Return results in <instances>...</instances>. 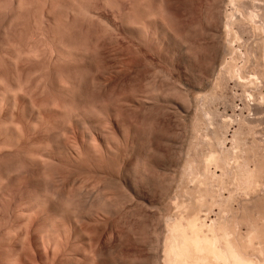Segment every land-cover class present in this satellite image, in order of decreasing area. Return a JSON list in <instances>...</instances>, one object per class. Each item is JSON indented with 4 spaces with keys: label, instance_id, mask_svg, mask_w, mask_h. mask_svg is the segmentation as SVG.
<instances>
[{
    "label": "rangeland",
    "instance_id": "374dc122",
    "mask_svg": "<svg viewBox=\"0 0 264 264\" xmlns=\"http://www.w3.org/2000/svg\"><path fill=\"white\" fill-rule=\"evenodd\" d=\"M53 1L20 0L21 4L19 0H0V264H9L20 249L21 264H91V256L96 257L94 264H169V260L165 262L168 225L192 213V209L199 211L198 207L201 220L207 225L212 220H223L226 215L230 226L239 225L240 234L245 237L255 224L258 231L264 230V38L260 33L264 36V27L261 29L264 12L262 18H256L260 20H256V26H252L255 22L245 26L253 27L255 33L250 27L251 33L248 28L249 32L246 29L243 34L245 28L242 26L241 30V24H233L235 37L230 35L233 47L227 51L221 20L224 22L227 8L229 12L233 9L228 0H222L223 5L217 0V4L215 0H163L166 10L172 7L178 15L167 12L165 16L179 18L178 22L177 18L169 22L171 16L167 17L171 25L178 23L174 24L176 30L171 26L172 30L180 31L177 38L174 31L175 36H163L154 25L146 26L140 36H132L125 30L127 18L133 19L135 14L139 15L136 20H140L147 8L155 11V0ZM62 1L70 8L78 6L75 9L79 13L66 12ZM207 1L215 5L213 9L221 5V17L219 8L210 16L211 4L207 5ZM52 5L54 8L50 9ZM83 9L89 10L90 15ZM242 13L235 18H245ZM210 17L215 20L218 17L217 27L211 26L215 21ZM69 47L81 52L78 57L65 54L63 50ZM14 57L18 60L14 61ZM229 66L235 69L231 75L227 73ZM156 86L167 94H158ZM79 87H88L90 96L100 101V106L91 108V115L83 125L75 120L64 122L60 115L65 108L67 114L82 105ZM144 95L150 98L146 97L149 100L143 103ZM113 104L123 113L126 111L124 116L134 126L122 132L116 128L109 112ZM4 126L11 127L14 134L3 132ZM96 128L104 130L109 142L107 149L102 146ZM87 132L92 134L96 147L93 152L88 151L85 143L83 135ZM96 179L99 188L93 187ZM43 185L55 188L53 198L63 201L64 212L57 213L49 203L42 206L32 203ZM100 188L105 192L96 196L106 197L108 203L103 200L106 210L104 204L101 208V198L92 199V192ZM98 204L100 210L108 211L98 212ZM69 206L73 212L68 214ZM49 227L52 230L47 232ZM261 235L264 238V233L259 238ZM263 238L254 239L249 252L255 261L264 264V254L260 253L264 249ZM48 256L51 261H47Z\"/></svg>",
    "mask_w": 264,
    "mask_h": 264
},
{
    "label": "bare ground",
    "instance_id": "6f19581e",
    "mask_svg": "<svg viewBox=\"0 0 264 264\" xmlns=\"http://www.w3.org/2000/svg\"><path fill=\"white\" fill-rule=\"evenodd\" d=\"M22 1V0H21ZM45 1V0H44ZM53 1V0H52ZM60 1V0H59ZM84 1V0H83ZM104 1V0H103ZM141 1V0H140ZM156 1V10L154 11V9H148L147 8V10H145L146 11V13H145V11L143 12V10L141 11L142 12V14H144V15H142V17L140 18V20H136V17H138L139 15H137L136 17H135V14H134V20L131 18V17H133V16H131V17H129V14H128V17L129 18H127V19H125V20H127L126 21V23H125V25H124V27H125V30L127 31V32H129L130 34H132V36L133 35H135V36H140L141 35V33H142V30H147L146 29V26H148V25H154V27H157V28H159L160 30H161V33H162V35L163 36H169V37H172L173 35L175 36V34L177 33H179L178 32V30H177V32L176 31H174V30H172V28H171V26L173 25L174 26V24H176V22H178V19L179 18H177V20H176V18L175 17H172V15L173 16H176L177 14H176V11L173 9H169V10H166V6H165V4L163 5V0H155ZM210 1V0H209ZM209 1H207V2H209ZM218 2H219V4L221 3V1L222 0H217ZM217 1L215 0V2H216V4H217ZM19 2H20V0H19ZM35 2V1H34ZM64 2H65V0H64ZM63 1L61 2V4L62 3H64ZM80 2H81V0H80ZM79 2V3H80ZM86 2V1H85ZM97 2V1H96ZM101 2V1H100ZM109 2V1H108ZM107 2V3H108ZM113 2V1H112ZM146 2V1H145ZM165 2V1H164ZM190 2H193V1H190ZM223 2H225L224 0H223ZM4 3V2H3ZM21 3V2H20ZM52 3H54V1L52 2ZM51 3V4H52ZM75 3H77V2H75ZM123 3V2H122ZM170 3V2H169ZM227 3L229 4V5H231V7L233 8H231L232 9V11H230L229 12V10H228V8H227V12H229V14H227V12H226V14H225V17H224V22H223V19L221 20L222 21V23H223V27L224 28H222V29H224V44H225V48H227L226 50L228 51H231V49H230V47H233V45H231V42L234 40L233 39V37H231L232 38V40L230 39V35L231 36H234L235 37V35H233V33H235V30L232 28V27H234L233 26V24L235 25L236 23H238V25H240L241 24V27H239V28H242L241 30H244V28H245V26H246V24H249V22H251V23H253V22H255V24H252V26L254 27V26H256V20H258V19H256L257 17H259L260 16V18H262V16H261V14L264 12V0H228L227 1ZM227 3H225L224 5L226 6V4ZM22 4V3H21ZM20 4V5H21ZM34 4V3H33ZM47 4V3H46ZM56 4V3H55ZM65 4V3H64ZM66 4H70V6H71V2H67ZM73 4V3H72ZM78 4V3H77ZM77 4H76V6H77ZM83 4V3H82ZM136 5H137V3H135ZM173 5H174V3H172ZM209 4H213V3H211V2H209L207 5H209ZM222 4V3H221ZM227 4V5H228ZM17 5H19V4H17ZM31 5V4H30ZM29 5V6H30ZM54 5V4H53ZM52 5V6H53ZM57 5V4H56ZM60 5V4H59ZM58 5V6H59ZM63 5V4H62ZM80 5V4H79ZM85 5V4H84ZM111 5H113V4H111ZM117 5V4H116ZM141 5V4H140ZM139 5V6H140ZM193 5H194V3H193ZM209 6L208 8L210 9V10H208V11H210L209 12V14H210V16L212 15V14H214V12H216V11H218V10H214V9H218L219 8V14H220V17H221V5L217 8H214L213 9V7H215V5L213 6ZM223 5V4H222ZM106 6H108V5H106ZM141 6H143V5H141ZM140 6V7H141ZM149 6H151L150 4H149ZM171 6V5H170ZM217 6V5H216ZM225 6H224V8H223V10H225L226 11V9H225ZM23 7V6H22ZM21 7V8H22ZM25 7V6H24ZM56 7V6H55ZM63 7H67V5L66 6H64L63 5ZM69 7V6H68ZM68 7L66 8V10H68V11H66V12H70L71 14H73L74 12L76 13L78 10L77 9H75V8H77V7H69L70 8V10L68 9ZM82 8H83V6H81ZM86 7V6H85ZM90 7V6H89ZM95 7V6H94ZM93 7V8H94ZM98 7V6H97ZM117 7V6H116ZM133 7H135V6H133ZM144 7V6H143ZM152 7H153V5H152ZM165 7V8H164ZM200 7V6H199ZM210 7H212V9L210 8ZM226 7H228V6H226ZM7 8V7H6ZM54 8V6L52 7V8H50V9H53ZM58 8V7H57ZM56 8V9H57ZM79 8V7H78ZM135 8H137V7H135ZM174 8V7H173ZM0 9H2V8H0ZM49 9V11H51ZM92 9V8H91ZM98 9V8H97ZM111 9V8H110ZM139 9V8H138ZM142 9V8H141ZM168 9V8H167ZM176 9V8H175ZM230 9V8H229ZM32 10V9H31ZM84 11H85V9H83ZM113 10V9H112ZM115 10V9H114ZM154 11V12H149V11ZM207 10V9H206ZM214 10V11H213ZM11 11V10H10ZM30 11V10H29ZM33 11V10H32ZM48 11V10H47ZM48 11V12H49ZM118 11H120V9L118 10ZM208 11H206V12H208ZM213 11V12H212ZM31 12V11H30ZM55 12H56V10H55ZM65 12V13H66ZM107 12V11H106ZM137 11L135 10V13H136ZM148 12V13H147ZM167 12H169V13H171L170 14V16H171V18H168V19H170V20H168L167 19V17H170L169 16V14H168V16L167 17H165L167 14ZM212 12V13H211ZM223 12V11H222ZM240 12V15H241V13L243 14V16H245V18L244 17H240V18H242L241 20H240V18L238 17V20L235 18V15H238L237 13H239ZM20 13V12H19ZM54 13V12H53ZM79 13V11L76 13V14H78ZM82 13H83V11H82ZM82 13H81V16H82ZM85 13L86 14H88V15H90V13L91 12H89V10L86 12L85 11ZM84 13V14H85ZM93 13V12H92ZM125 13V12H124ZM130 13V12H129ZM202 13V12H201ZM11 14V13H10ZM21 14V13H20ZM37 14V13H36ZM41 14V13H40ZM49 14V13H48ZM64 14V13H63ZM70 14V15H71ZM76 14H73V15H76ZM139 14H140V11H139ZM174 14H176V15H174ZM178 14H179V11H178ZM208 14V15H209ZM218 13H216V15H217ZM223 14V13H222ZM56 15V14H55ZM68 16H69V14H67ZM80 15V14H79ZM94 15V14H93ZM97 15V14H96ZM95 15V16H96ZM206 15H207V13H206ZM207 15V22H209L210 20H208V16ZM263 15V14H262ZM16 16V15H15ZM44 16V15H43ZM61 16V15H60ZM81 16H78V17H81ZM85 16V15H84ZM178 16V15H177ZM213 16H215V15H213ZM66 17V16H65ZM83 17V16H82ZM90 17V16H89ZM186 17H187V15H186ZM206 17V16H205ZM216 17V16H215ZM215 17H210L212 20L215 18ZM219 17V18H220ZM263 17H264V15H263ZM55 18V17H54ZM73 18V17H72ZM99 18V17H98ZM97 18V19H98ZM139 18V17H138ZM173 18H175V19H173ZM191 18V17H190ZM25 19V18H24ZM67 19V18H66ZM87 19H88V17H87ZM92 18L90 17V20H91ZM103 19V18H102ZM56 20H57V18H56ZM59 20V19H58ZM62 20V19H61ZM79 20H80V18H79ZM85 20V19H84ZM95 20V19H94ZM93 20V21H94ZM116 20V19H115ZM170 22H172L173 20L175 21L176 20V22L174 23H172V25L168 22V21ZM216 20L218 21L219 19H218V17L216 18ZM215 19L213 20V22L214 23H212V21L210 22V23H212V25L211 24H208V25H211V26H213V25H215L216 26V24H217V21H216ZM54 21V20H53ZM82 21V20H81ZM80 21V22H81ZM88 21V20H87ZM101 21V20H100ZM103 21V20H102ZM119 21V20H118ZM195 21V20H194ZM199 21V20H198ZM220 21V22H221ZM247 21V22H246ZM258 21H260V20H258ZM257 21V22H258ZM262 21V20H261ZM12 22V21H11ZM38 22V21H37ZM84 22V21H83ZM9 23V22H8ZM39 23V22H38ZM43 23V22H42ZM102 23V22H101ZM103 23H104V21H103ZM191 23V22H190ZM250 23V24H251ZM36 24V23H35ZM52 24V23H51ZM86 24H87V22H86ZM178 24V23H177ZM176 24V25H177ZM200 24V23H199ZM260 24H261V22H260ZM264 24V23H263ZM262 24V25H263ZM37 25V24H36ZM62 25V24H61ZM71 25V24H70ZM75 25V24H74ZM176 25L174 26L175 27V30H176ZM191 25V24H190ZM237 25V26H238ZM258 25H259V22H258ZM261 25V26H262ZM58 26V25H57ZM60 26V25H59ZM64 26V25H63ZM62 26V27H63ZM93 26V25H92ZM144 26V27H143ZM178 26V25H177ZM182 26V25H181ZM193 26V25H192ZM211 26H209V27H211ZM220 26H221V24H220ZM244 28H243V27ZM249 26V25H248ZM55 27V26H54ZM89 27V26H88ZM106 27H107V25H106ZM123 27V28H124ZM217 27V26H216ZM247 27V26H246ZM251 26H249L248 28H250ZM253 27H251L252 28V31H253ZM263 27H264V25L262 26V28L261 29H263ZM48 28H50V27H48ZM93 28V27H92ZM96 28V27H95ZM111 28V27H110ZM115 28V27H114ZM143 28V29H142ZM145 28V29H144ZM151 28V27H150ZM200 28V27H199ZM218 28H219V31H220V27L218 26ZM217 28V29H218ZM233 29V31L234 32H231L232 31V29ZM235 28V27H234ZM248 28H245V31H243V34H244V32H246V29H247V32H249V33H251V28L249 29V31H248ZM256 28V27H255ZM254 28V29H255ZM257 28H259L258 26H257ZM54 29V28H53ZM77 29V28H76ZM108 29H109V27H108ZM112 29V28H111ZM174 29V28H173ZM211 29V28H210ZM60 30V29H59ZM66 30V29H65ZM113 30V29H112ZM115 30V29H114ZM203 30V29H202ZM260 30V29H259ZM52 31V30H51ZM105 31V30H104ZM125 31V32H126ZM144 31H143V34H144ZM150 31H151V29H150ZM153 31V30H152ZM175 32V34H174V32ZM204 31H206V29L204 30ZM208 31V30H207ZM223 31V30H222ZM257 31V30H256ZM255 31V32H256ZM49 32V31H48ZM54 32V31H53ZM59 32V31H58ZM64 32V31H63ZM68 32V31H67ZM90 32V31H89ZM99 32V31H98ZM148 32V31H147ZM212 32V31H211ZM238 32V31H237ZM246 32V33H247ZM254 32V31H253ZM254 32V33H255ZM259 32V31H258ZM257 32V34H260L261 33V36L264 38V36L262 35V31L260 32V33H258ZM23 33V32H22ZM57 33V32H56ZM97 33V32H96ZM103 33V32H102ZM107 33V32H106ZM187 33V32H186ZM213 33H215V32H213ZM248 33V34H249ZM70 34V33H69ZM95 34V33H94ZM148 35H149V33H147ZM176 34V38L179 36V35H177ZM188 34V33H187ZM218 34H220V33H218ZM51 35V34H50ZM145 35H146V33H145ZM144 35V36H145ZM189 35H191V33L189 34ZM193 35V34H192ZM211 35V34H210ZM216 34H214L213 36L214 37H216V38H218L217 37V35L215 36ZM223 35H220V36H223ZM239 35V34H238ZM250 35V34H249ZM3 36V35H2ZM70 36V35H69ZM99 36V35H98ZM106 36V35H105ZM112 36V35H111ZM154 36V35H153ZM213 36H212V38H213ZM219 36V37H220ZM252 36V35H251ZM250 36V37H251ZM254 36H255V34H254ZM90 37H91V35H90ZM149 37V36H148ZM7 38V37H6ZM9 38V37H8ZM21 38V37H20ZM24 38V37H23ZM55 38V37H54ZM69 38V37H68ZM85 38V37H84ZM83 38V39H84ZM92 38V37H91ZM136 38V37H135ZM141 38V37H140ZM191 38V37H190ZM211 38V39H212ZM215 38V39H216ZM259 38V37H258ZM14 39V38H13ZM142 39V38H141ZM214 39V38H213ZM214 39V40H215ZM219 39V38H218ZM217 39V40H218ZM221 39H222V37H221ZM221 39H220V41H221ZM236 39V38H235ZM239 39V38H238ZM7 40V39H6ZM61 40V39H60ZM114 40V39H113ZM147 40V39H146ZM177 40V39H176ZM192 40V39H191ZM25 41V40H24ZM62 41V40H61ZM125 41V40H124ZM157 41H158V38H157ZM160 41V40H159ZM175 41V40H174ZM219 41V42H220ZM248 41V40H247ZM250 41V40H249ZM67 42V41H66ZM89 42V41H88ZM94 42V41H93ZM138 42V41H137ZM211 42V41H210ZM222 42V41H221ZM255 42V41H254ZM263 42V41H262ZM65 43V42H64ZM117 43V42H116ZM214 44H215V42H213ZM222 43V44H223ZM234 43V42H233ZM239 43V42H238ZM10 44H12V43H10ZM59 44H61V43H59ZM210 44V43H209ZM219 44V43H218ZM221 44V43H220ZM243 44V43H242ZM89 45V44H88ZM192 45V44H191ZM207 45V44H206ZM256 45V44H255ZM264 45V44H263ZM72 46V45H71ZM107 46V45H106ZM134 46V45H133ZM222 46V45H221ZM252 46V45H251ZM9 47V46H8ZM12 47V46H11ZM20 47V46H19ZM61 47H62V45H61ZM65 47H67V46H65ZM84 47V46H83ZM214 47V46H213ZM218 47V46H217ZM223 47V46H222ZM221 47V48H222ZM30 48V47H29ZM101 48V47H100ZM212 48V47H211ZM215 48V47H214ZM229 48V49H228ZM235 48V47H234ZM234 48H233V50H234ZM242 48V47H241ZM75 49V48H74ZM74 49H72V48H65V50H63V51H65V54L67 55L68 54V56H71V57H73L74 55L76 56V57H78V54L79 53H81V52H79L78 51V53L74 50ZM89 49V48H88ZM87 50V49H86ZM215 50V49H214ZM223 51H224V49H222ZM225 50V51H226ZM251 50V49H250ZM34 51V50H33ZM226 51V54H229V52H227ZM239 51V50H238ZM15 52V51H14ZM27 52V51H26ZM31 52V51H30ZM17 53V52H16ZM15 53V54H16ZM250 53V52H249ZM4 54V53H3ZM33 54V53H32ZM31 54V55H32ZM85 54H86V52H85ZM88 54V53H87ZM225 54V53H224ZM242 54V53H241ZM27 55V54H26ZM218 55V54H217ZM8 56V55H7ZM13 56V55H12ZM67 56V57H68ZM198 56V55H197ZM243 56V55H242ZM16 57V56H15ZM14 57V58H15ZM17 57H19V56H17ZM16 57V58H17ZM70 57V58H71ZM92 57V56H91ZM220 57V56H219ZM241 57V56H240ZM263 57H264V52H263ZM12 58V57H11ZM15 58V60L14 61H16V60H18V59H16ZM224 58V57H223ZM222 58V59H223ZM66 59V58H65ZM96 59V58H95ZM215 59V58H214ZM244 59V58H243ZM93 60V59H92ZM151 60V59H150ZM225 60V59H224ZM255 60V59H254ZM262 60V59H261ZM264 60V59H263ZM217 61V60H216ZM227 61V60H226ZM237 61V60H236ZM13 62V61H12ZM212 62V61H211ZM259 62V61H258ZM16 63V62H15ZM226 63V62H225ZM253 63V62H252ZM260 63V62H259ZM66 64V63H65ZM97 64V63H96ZM102 64V63H101ZM224 64V63H223ZM100 65V64H99ZM118 65V64H117ZM216 66V65H215ZM105 67V66H104ZM108 67V66H107ZM106 67V68H107ZM111 67V66H110ZM222 67H223V65H222ZM221 67V68H222ZM230 67V66H229ZM227 68V73H229L230 75H231V73L232 72H234L235 71V69L231 66L230 68ZM113 68V67H112ZM220 68V69H221ZM237 68V67H236ZM83 69V68H82ZM109 69V68H108ZM145 69V68H144ZM216 69H217V66H216ZM216 69H215V73L217 72L216 71ZM62 70V69H61ZM118 70V69H117ZM98 71V70H97ZM113 71V70H112ZM222 71H223V69H222ZM69 72V71H68ZM221 72V71H220ZM157 73L159 74V71H157ZM213 73V72H212ZM211 73V74H212ZM225 73H226V71H225ZM225 73H224V75H225ZM227 73H226V75H227ZM146 74V73H145ZM220 74H222V73H220ZM161 75V74H160ZM215 76H216V74H214ZM223 75V76H224ZM150 76V75H149ZM247 76V75H246ZM80 77V76H79ZM94 77V76H93ZM162 77V76H161ZM235 77V76H234ZM137 78V77H136ZM201 78V77H200ZM221 78V77H220ZM151 79H153V78H151ZM161 79H163V78H161ZM170 79V78H169ZM211 79V78H210ZM229 79V78H228ZM74 80V79H73ZM209 80V79H208ZM214 80V79H213ZM241 80V79H240ZM76 81V80H75ZM84 81V80H83ZM89 81V80H88ZM157 81V80H156ZM210 81V80H209ZM90 82V81H89ZM150 82H151V80H150ZM212 82V81H211ZM255 82V81H254ZM112 83V82H111ZM164 83H166V82H164ZM208 83V82H207ZM82 84V83H81ZM87 85H88V83H86ZM91 84V83H90ZM180 84V83H179ZM209 85H210V83H208ZM221 84V83H220ZM245 84V83H244ZM64 85V84H63ZM73 85V84H72ZM155 85H157V84H154V86ZM201 85V84H200ZM77 86V85H76ZM75 86V88H77ZM171 86H173V85H171ZM183 86V85H182ZM212 86V85H211ZM83 87V86H82ZM89 87H91V85L89 86ZM96 87V86H95ZM156 87H158V86H156ZM155 87V88H156ZM215 87H216V85H215ZM80 89H81V87H79ZM161 88V87H160ZM172 88V87H171ZM212 88V87H211ZM122 89V88H121ZM132 89H134V88H132ZM150 89V88H149ZM151 89H153V88H151ZM158 90H155V91H157L158 92V94H159V92H161L162 94L163 93H165V92H163V91H159V87L157 88ZM162 90H164L163 88H161ZM160 89V90H161ZM191 89V88H190ZM212 89H214V88H212ZM61 90V89H60ZM72 90V89H71ZM89 90L90 89H88V87H84V88H82L81 89V93L79 94L80 96V101L82 102V107L81 106H79V107H77L76 109H78V110H76L75 111V109L74 110H71V111H69L70 113H67L66 114V112L67 111H65L66 110V108H65V110H63V111H65V114H62V112L63 111H61L60 113V115H62L63 116V118H65V120L63 119V118H61L62 119V121H70V123L73 121V120H75V121H77V123H80V124H85V120H87V118L91 115L90 113H91V108H94L95 106H97V105H99L98 103L100 102L99 100H97V99H94V98H92L91 96H90V94H89ZM102 90V89H101ZM111 90V89H110ZM113 90V89H112ZM178 90V89H177ZM105 91V90H104ZM115 91V90H114ZM130 91H132V90H130ZM151 91V90H150ZM166 91V90H165ZM9 92V91H8ZM65 92H66V90H65ZM79 92V91H78ZM96 92H98V91H96ZM153 92H154V90H153ZM153 92H152V94H153ZM176 92V91H175ZM7 93V92H6ZM5 93V94H6ZM68 93H69V90H68ZM141 93V92H140ZM144 93V92H143ZM151 93V92H150ZM160 93V94H161ZM186 93V92H185ZM199 93V92H198ZM10 94V93H9ZM13 94V93H12ZM135 94V93H134ZM152 94H150V95H152ZM165 94H167V91H166V93ZM168 94H169V92H168ZM73 95V94H72ZM92 95V94H91ZM136 95H138V93L136 94ZM147 95V94H146ZM186 95V94H185ZM196 95V94H195ZM135 96V95H134ZM145 96V95H144ZM168 96V95H167ZM72 97V96H71ZM103 97V96H102ZM147 96H145V97H143L144 98V101H143V98H141L142 100V102L144 103L146 100H149V99H145ZM180 97V96H179ZM3 98V97H2ZM120 98V97H119ZM133 98V97H132ZM140 99V96L139 97H137V99ZM147 98H150V97H147ZM166 98V97H165ZM189 98V97H188ZM152 99V98H151ZM25 100V99H24ZM52 100V99H51ZM108 100V99H107ZM111 100V99H110ZM113 100V99H112ZM119 100V99H118ZM121 100V99H120ZM4 101V100H3ZM76 101V100H75ZM102 101V100H101ZM104 101V100H103ZM153 101V100H152ZM181 101V100H180ZM183 101V100H182ZM181 101V102H182ZM186 101V100H185ZM189 101V100H188ZM197 101V100H196ZM79 102V101H78ZM147 102H149V101H147ZM33 103V102H32ZM71 103V102H70ZM102 103V102H101ZM100 103V104H101ZM105 103H107L106 101H105ZM110 103H112L111 101H110ZM122 103V102H121ZM34 104V103H33ZM126 104V103H125ZM146 104V103H145ZM172 104V103H171ZM202 104V103H201ZM1 105V104H0ZM31 105V104H30ZM66 105V104H65ZM107 105V104H106ZM115 104H113L110 108H109V112L110 113H112V115H113V117H114V123H115V126H116V128L120 131V132H122L123 130H124V128H126V127H130V126H134L133 125V121H132V123L130 122V121H128L127 120V118L124 116V113H126V111L123 113V111L121 110V108L120 107H118V106H116V107H113ZM32 106V105H31ZM38 106V105H37ZM57 106V105H56ZM69 106H71V105H69ZM78 106V105H77ZM100 106V105H99ZM98 106V107H99ZM102 106V105H101ZM36 107V106H35ZM68 107V106H67ZM81 107V108H80ZM97 107V108H98ZM105 107H107V106H105ZM104 107V108H105ZM40 108V107H39ZM58 108H60V107H58ZM62 108V107H61ZM75 108V107H74ZM80 108V109H79ZM116 108H120V110L119 109H116ZM2 109V108H1ZM0 109V110H1ZM38 109V108H37ZM70 109V108H69ZM101 109H103V108H101ZM123 109V108H122ZM144 109V108H143ZM40 110V109H39ZM93 110H96V109H93ZM106 110V109H105ZM146 110V109H145ZM3 111V110H2ZM36 111V110H35ZM54 111V110H53ZM75 111V112H74ZM149 112V111H148ZM177 112V111H176ZM103 113V112H102ZM108 113V112H107ZM110 113H108V114H110ZM13 115V114H12ZM40 115V114H39ZM142 115V114H141ZM126 116H128V115H126ZM145 116V115H144ZM12 117V116H11ZM15 117V116H14ZM94 117V116H93ZM96 117V116H95ZM150 117V116H149ZM157 117V116H156ZM13 118V117H12ZM59 118V117H58ZM89 119V118H88ZM23 121V120H22ZM96 121V120H95ZM94 121V122H95ZM99 121V120H98ZM137 121H139V120H137ZM151 121V120H150ZM91 122V121H90ZM93 122V123H94ZM143 122V121H142ZM11 123V122H10ZM21 123H23V122H21ZM67 123V122H66ZM92 123V122H91ZM137 123V122H136ZM135 124V123H134ZM93 125V124H92ZM95 125V124H94ZM110 125V124H109ZM128 125V126H127ZM165 125V124H164ZM6 126V125H5ZM4 126V131L3 132H7V134H14V130L11 128V127H5ZM9 126V125H8ZM51 127V126H50ZM100 127V126H99ZM0 131H1V129H0ZM47 131V130H46ZM50 131V130H49ZM73 131V130H72ZM85 131V130H84ZM104 130H102L101 128H96V132H97V135L99 136V138L101 139V144H102V146L103 147H106V149L108 148V140H107V138H106V136H105V134H104V132H103ZM194 131V130H193ZM2 132V131H1ZM90 132V131H89ZM125 132V131H124ZM85 133V132H84ZM83 133V134H84ZM106 133V132H105ZM117 133V132H116ZM198 134V133H197ZM154 135V134H153ZM64 136V135H63ZM84 137H86V139H87V142H85L86 141V139H85V143H87V149H88V151L89 152H93V150H94V148H96V147H94V145L95 144H93L92 143V134L90 135L88 132L85 134V135H83ZM22 137V136H21ZM30 137V136H29ZM67 137V136H66ZM94 137V136H93ZM124 137V136H123ZM10 138V137H9ZM65 138V137H64ZM111 138V137H110ZM150 138V137H149ZM157 138V137H156ZM193 138V137H192ZM4 139H6V138H4ZM15 139V138H14ZM95 139V138H94ZM21 142V141H20ZM35 143V142H34ZM47 143V142H46ZM161 143V142H160ZM84 144V143H83ZM98 144V143H97ZM1 146V145H0ZM86 146V145H85ZM110 147V146H109ZM8 148V147H7ZM46 148V147H45ZM86 149V150H87ZM47 150V149H46ZM85 150V151H86ZM44 151V150H43ZM95 152H96V149H95ZM107 152V151H106ZM1 153V152H0ZM108 153V152H107ZM38 154V153H37ZM109 154V153H108ZM30 155V154H29ZM31 155H32V153H31ZM30 155V156H31ZM33 156V159H34V155H32ZM35 156H36V154H35ZM38 156V155H37ZM36 156V157H37ZM96 156V155H95ZM105 156V155H104ZM110 156V155H109ZM162 156V155H161ZM39 157V156H38ZM74 157V156H73ZM214 157V156H213ZM212 157V158H213ZM29 158H31V157H29ZM81 158V157H80ZM229 158V157H228ZM227 158V159H228ZM36 159V158H35ZM50 159V158H49ZM37 160V159H36ZM35 160V161H36ZM42 160V159H41ZM113 160V159H112ZM214 160V159H213ZM217 160V159H216ZM22 161V160H21ZM34 161V162H35ZM51 161V160H50ZM77 161V160H76ZM105 161V160H104ZM203 161V160H202ZM215 161V160H214ZM228 161V160H227ZM37 162V161H36ZM43 162V161H42ZM110 162V161H109ZM52 163H54V162H52ZM2 164H3V162H2ZM38 164V163H37ZM49 164V163H48ZM60 164V163H59ZM106 164V163H105ZM113 164V163H112ZM224 164H225V162H224ZM229 164V163H228ZM27 165V164H26ZM206 165V164H205ZM226 165V164H225ZM8 166V165H7ZM25 166V165H24ZM23 166V167H24ZM44 167V166H43ZM66 167V166H65ZM81 167V166H80ZM108 167H110V166H108ZM205 168V167H204ZM224 168V167H223ZM65 169V168H64ZM204 170H206V169H204ZM5 171V170H4ZM226 171V170H225ZM161 172V171H160ZM247 172V171H246ZM4 173V172H3ZM207 173V172H206ZM86 174V173H85ZM91 174V173H90ZM135 174V173H134ZM8 176V175H7ZM70 176H71V174H70ZM105 176V175H104ZM48 177V176H47ZM100 177V176H99ZM245 177H248V176H245ZM83 179V178H82ZM84 179H85V177H84ZM83 179V180H84ZM88 179V178H87ZM46 180V179H45ZM50 180V179H49ZM90 180V179H89ZM97 180H99V179H96L95 180V182H97ZM76 181V180H75ZM75 181H73V182H75ZM86 182H87V180H85ZM102 180H100V182H101ZM246 181V180H245ZM251 181V180H250ZM44 182V181H43ZM47 182V181H46ZM45 182V184H46V186L48 185V183H46ZM72 182V183H73ZM81 182H83V181H81ZM90 182V181H89ZM93 182V181H92ZM92 182H90V183H92ZM99 182V181H98ZM98 182L95 184H93V185H95V186H93V187H95L96 188V186L98 187V185L100 186V184H98ZM52 183V182H51ZM50 183V184H51ZM88 183V182H87ZM87 183H85V184H87ZM248 183V182H247ZM39 184H41V182L39 183ZM79 183H77V185H78ZM82 184V183H81ZM186 184H187V182H186ZM52 185V184H51ZM50 185V186H51ZM87 185H89V184H87ZM91 185V184H90ZM255 185H256V183H255ZM41 186H42V184H41ZM44 186V185H43ZM46 186H44L43 188H41V189H39V191L35 194V196L33 197L34 199H33V201L34 202H32V203H35V204H37L38 206L40 205V206H42L43 204L45 205V204H47V203H49L50 205H51V207H53V209L57 212V213H61V212H64V208L65 207H63L64 205V203H62V202H60V201H58V199L56 200L55 198V196H54V189H50V188H47V187H49V185L46 187ZM74 186V185H73ZM81 186V185H80ZM101 186H102V183H101ZM53 187V186H52ZM83 187H84V185H83ZM88 187V186H87ZM253 187V186H252ZM86 188V187H85ZM99 188V187H98ZM102 188V187H101ZM100 188V189H101ZM48 189H50V190H48ZM81 189V188H80ZM88 189H93V188H91V186L90 187H88ZM100 189H98L99 191L97 192V190L95 189V192H92V193H94L93 194V196L90 194V192L88 193V194H90L89 196H92V199L94 198V196H96V194L97 195H99V193L101 194L102 193V195H103V193L105 192H103L102 191V189L100 190ZM53 191V192H52ZM109 192V191H108ZM116 192V191H115ZM127 192H129V191H127ZM214 192V191H213ZM208 193V192H207ZM210 193V192H209ZM3 195V194H2ZM56 195V194H55ZM101 195V196H102ZM192 195V194H191ZM105 196V195H104ZM103 196V197H104ZM107 196V195H106ZM198 196V195H197ZM53 197H55V198H53ZM98 196H96V198H97ZM108 197V196H107ZM110 197V196H109ZM200 197V196H199ZM32 198V197H31ZM77 198V197H76ZM98 198H101V197H98ZM106 197H104V199H105ZM113 198V197H112ZM198 198V197H197ZM63 199V198H62ZM102 200H100V202H102V204H101V206H99V204L97 205L98 207L96 208V210H98V212H107L108 211V209H107V211H104L103 209L102 210H100V207L101 208H103V204H104V209L106 208V206H107V204H105V202H107V199L106 200H104L103 198H101ZM208 199V198H207ZM32 200V199H31ZM65 200H67V198H65ZM75 200V199H74ZM99 200V199H98ZM103 200L105 201V202H103ZM78 201V200H77ZM85 201V200H84ZM88 201V200H87ZM90 201V200H89ZM95 201V200H94ZM245 201V200H244ZM70 202V201H69ZM73 202V201H72ZM90 202H93V200L92 201H90ZM99 202V201H98ZM168 202V201H167ZM189 202V201H188ZM66 203V202H65ZM75 203V202H74ZM108 203V202H107ZM127 203V202H126ZM212 203V202H211ZM77 204V203H76ZM91 204V203H90ZM90 204H89V206H90ZM246 204V203H245ZM34 205V204H33ZM66 205H67V203H66ZM65 205V206H66ZM70 205V204H69ZM73 205V204H72ZM71 205V206H72ZM83 205V204H82ZM92 205H93V203H92ZM106 205V206H105ZM145 205V204H144ZM167 205V204H166ZM217 205V204H216ZM35 206V205H34ZM46 206H48V205H46ZM45 206V207H46ZM71 206H69V207H67L68 209H71ZM74 206V205H73ZM73 206H72V208H73ZM110 206V205H109ZM176 206V205H175ZM179 206V205H178ZM49 207V206H48ZM77 207V206H76ZM91 207V206H90ZM90 207H88V208H90ZM123 207V206H122ZM36 208L37 207H35V211H36ZM40 208V207H39ZM66 208V209H67ZM99 208V209H98ZM151 208V207H150ZM154 208V207H153ZM158 208V207H157ZM167 208V207H166ZM199 208V211H197V210H194V209H192L193 211H192V213H191V211H190V213L188 214V215H182L184 218H179L177 221L175 220L173 223L171 222V225L169 224H167L168 225V227H170L169 228V230H170V232H169V230H167L170 234H168V232H167V236H168V239L169 240H166V241H169L168 243H169V245H168V243L166 244V246L168 247V248H166L165 247V249H167V251L168 252H166V254H167V256H168V259H166L165 260V262L166 261H168L169 260V264H263L262 262H260V261H258L257 259H256V261H255V259H253L254 257L253 256H251V253L249 252V249L251 248V247H253L254 245V239H256L257 237V239L259 240L261 237L263 238V236L261 235V237L259 238V236H260V234L262 233H264V230H259L258 231V229H257V227H258V224H255L256 225V227H254L253 226V224H251L254 228H253V230L251 229V232L249 233V234H247L246 235V237L245 236H243L242 234H240L241 232L239 231L240 229V227H238L239 225H237L236 223H234V227H232V226H230V224L228 223V220L230 219V218H228L227 219V217H225L224 216V219L223 220H221V221H219V222H217V220H212V223L211 224H209V225H207L208 223H206V221L204 222V221H202V220H204V219H202L201 220V215H202V213L200 212V210H201V208L200 207H198ZM197 208V209H198ZM47 209V208H46ZM75 209V208H74ZM81 209V208H80ZM110 209V208H109ZM196 209V208H195ZM73 209H71V210H66V211H68V214L70 213V211H72ZM87 210H89V209H87ZM106 210V209H105ZM154 210V209H153ZM156 210V209H155ZM170 210V209H169ZM90 211V210H89ZM88 211V212H89ZM92 211V210H91ZM127 211V210H126ZM167 211V210H166ZM73 212V211H72ZM71 212V213H72ZM87 211H86V213L87 214H90V213H88ZM98 212L96 211L95 212V210H94V213H95V215L97 214L98 215ZM100 212V213H101ZM102 212V213H103ZM35 213V212H34ZM54 213V212H53ZM65 213H67V212H65ZM65 213H62V214H64L65 215ZM94 213L92 212L91 214V216H93L94 215ZM109 214H110V212H108ZM162 213V212H161ZM214 213V212H213ZM29 214H31V213H29ZM39 214V213H38ZM79 214V213H78ZM84 214V213H83ZM205 214V213H204ZM227 214V213H226ZM253 214V213H252ZM19 215V214H18ZM24 215V214H23ZM22 215V216H23ZM60 216H62L61 214H59ZM73 215H75L74 213H73ZM209 215V214H208ZM207 215V216H208ZM77 216V215H76ZM227 216H228V214H227ZM27 217V216H26ZM56 217H57V215H56ZM56 217H55V220H56ZM64 217V216H63ZM75 217V216H74ZM82 217V216H81ZM89 218H90V215L88 216ZM166 217V216H165ZM178 217V216H177ZM176 217V218H177ZM209 217V216H208ZM31 218V217H30ZM62 218V217H61ZM65 218V217H64ZM63 218V219H64ZM79 218V217H78ZM94 218V217H93ZM203 218V217H202ZM235 218V217H234ZM237 218V217H236ZM37 219V218H36ZM67 219V218H66ZM77 219V218H76ZM80 219V218H79ZM78 219V220H79ZM175 219V218H174ZM245 219V218H244ZM58 220V219H57ZM70 220V219H69ZM91 220V219H90ZM205 220H207V219H205ZM173 221V220H172ZM234 221V220H233ZM236 222H237V220H235ZM244 221V220H243ZM249 221V220H248ZM261 221V220H260ZM259 221V222H260ZM107 222V221H106ZM241 223V222H240ZM246 223V222H245ZM256 223V222H255ZM26 224V223H25ZM78 224H79V222H78ZM138 224V223H137ZM231 224H233V223H231ZM52 225V224H51ZM96 225V224H95ZM100 225V224H99ZM117 225V224H116ZM132 225V224H131ZM53 226H54V223H53ZM101 226V225H100ZM252 226H251V228H252ZM28 227V226H27ZM98 227V226H97ZM167 227V228H168ZM23 228V227H22ZM21 228V229H22ZM50 229L49 230H47V232L49 231L50 232V230H52L51 229V227H49ZM53 228V227H52ZM166 228V229H167ZM20 229V228H19ZM75 229V228H74ZM78 229V228H77ZM81 229H82V227H81ZM95 229V228H94ZM264 229V228H263ZM82 230H84V229H82ZM92 230V229H91ZM97 230V229H96ZM95 230V231H96ZM26 231H28V230H26ZM45 231H46V229H45ZM248 231H250V230H248ZM263 231V232H262ZM91 232V231H90ZM24 233V232H23ZM81 233H83V231L81 232ZM118 233V232H117ZM258 233H260V234H258ZM85 234V233H84ZM91 234V233H90ZM93 234V233H92ZM80 235V234H79ZM245 235V234H244ZM11 236V235H10ZM39 236V235H38ZM76 236V235H75ZM122 236V235H121ZM6 237V236H5ZM17 237V236H16ZM25 236L23 235V238H24ZM89 237V236H88ZM8 238V237H7ZM23 238L21 239V240H23ZM43 239H44V236L42 237ZM92 238H94V237H92ZM1 239V238H0ZM20 239H19V241H20ZM42 239V240H43ZM122 239V238H121ZM167 239V238H166ZM256 239V240H257ZM264 239V238H263ZM49 240H51V239H48V241ZM54 240H55V238H54ZM45 241V240H44ZM52 241V240H51ZM50 241V242H51ZM57 241H60V240H57ZM63 241V240H62ZM260 241H262L261 239H260ZM2 242V241H1ZM24 242V241H23ZM41 242V241H40ZM49 242V243H50ZM53 243H55V241H52ZM165 242V241H164ZM60 243V242H59ZM62 243V242H61ZM262 243H264V241L262 242ZM24 244V243H23ZM56 244H57V242H56ZM55 244V245H56ZM68 245H69V243H68ZM45 246H46V244H45ZM54 246V245H53ZM57 246V245H56ZM59 246V245H58ZM95 246V245H94ZM93 246V247H94ZM44 247V246H43ZM49 247H50V245H49ZM123 247V246H122ZM53 248H55V246L53 247ZM92 248V247H91ZM261 248V247H260ZM262 248H264V246L262 247ZM15 249H17L16 247H15ZM45 249V248H44ZM57 250H58V248H57ZM86 250V249H85ZM89 250V249H88ZM87 250V252H89ZM262 250V249H261ZM260 250V251H261ZM23 251V250H22ZM46 251V250H45ZM49 251V250H48ZM92 251V250H91ZM94 251H96L95 249H94ZM117 251V250H116ZM259 251V250H258ZM263 251H264V249H263ZM260 252L262 255L264 254V252ZM19 252V251H18ZM59 252V251H58ZM19 253H21V249H20V252ZM19 253H16L14 256H16L15 258H17L18 257V259H15V258H13V260H9L10 261V263H9V261H6V262H8L9 264H13L15 261L14 260H18V262H19V264H21L22 262H20L19 260L21 259V258H23V257H21V254H20V256H18L19 255ZM29 253V252H28ZM53 254L54 253H56L55 251L54 252H52ZM61 253V252H60ZM110 253V252H109ZM168 253H169V255H168ZM36 254V253H35ZM57 254V253H56ZM84 254V253H83ZM85 254H87V253H85ZM90 254V253H89ZM88 254V255H89ZM93 254V253H92ZM91 254V255H92ZM107 254V253H106ZM24 255V254H23ZM27 255V254H26ZM101 255V254H100ZM117 255V254H116ZM10 256V255H9ZM8 256V257H9ZM56 257V255H53L52 257L55 259V257ZM63 256V255H62ZM90 256V255H89ZM94 256V255H93ZM96 256V255H95ZM123 256V255H122ZM21 257V258H20ZM49 257V256H48ZM47 257V258H48ZM27 258V257H26ZM90 258V257H89ZM91 258L92 259H90V260H92L91 261V264H94L95 262H96V257L93 259V257L91 256ZM106 258V257H105ZM167 258V257H166ZM32 259V258H31ZM50 259V257L48 258V260L47 261H51V260H49ZM86 259V258H85ZM28 260V259H27ZM45 260V261H46ZM95 260V262L93 263V261ZM3 261V260H2ZM12 261V262H11ZM31 261V260H30ZM53 261V260H52ZM54 262V261H53ZM52 262V263H53ZM5 263V262H4ZM32 263V262H31ZM51 263V262H50ZM2 264V263H1ZM15 264V263H14ZM16 264H17V261H16ZM88 264H90V263H88Z\"/></svg>",
    "mask_w": 264,
    "mask_h": 264
}]
</instances>
